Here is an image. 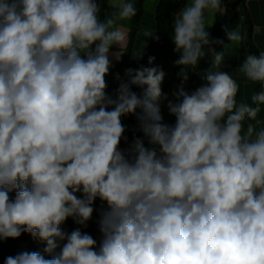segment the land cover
Returning <instances> with one entry per match:
<instances>
[{
    "label": "clouds",
    "instance_id": "obj_1",
    "mask_svg": "<svg viewBox=\"0 0 264 264\" xmlns=\"http://www.w3.org/2000/svg\"><path fill=\"white\" fill-rule=\"evenodd\" d=\"M101 2L0 0V240L28 233L51 256L22 251L5 264H264V51L238 68L262 90L238 102L221 66L244 37L224 26L229 43L216 52L222 42L206 29L221 0H188L171 34L181 85L168 124L158 67L126 69L115 98L107 94L112 59L125 53L122 22L137 8L106 0L101 18ZM142 34L135 59L159 40L152 28ZM209 54L212 68L199 73ZM190 71L204 82L191 92ZM128 115L155 147L135 139L121 150ZM97 200L99 244L79 227L62 230L69 218L87 227Z\"/></svg>",
    "mask_w": 264,
    "mask_h": 264
},
{
    "label": "trees",
    "instance_id": "obj_2",
    "mask_svg": "<svg viewBox=\"0 0 264 264\" xmlns=\"http://www.w3.org/2000/svg\"><path fill=\"white\" fill-rule=\"evenodd\" d=\"M143 0L135 1V7L137 5L141 6V2ZM187 0H159L156 4L154 11V24L152 29L157 31V35L159 36V40H154L151 38L147 39V47L144 51V55L142 59H135L132 54L139 50L144 40L141 39L137 46H135V32L139 28V21L141 17V10L137 11V15L131 19L132 25L129 30V36L127 44L125 45L121 60L117 62L114 61L111 69H110V96L115 98V92L119 87L121 82L123 69L127 68H139L140 66L146 67H156L158 64L165 60L169 54L175 49V45L172 40V29L173 24L176 18L177 13L182 9ZM105 4L106 0H102L101 2V18L105 15ZM222 7L224 11L222 13H218L215 17V23L210 30V35L213 40L220 41L222 43H214L211 47L215 50L217 46H224L227 44L228 39L224 32V26H227L229 30L235 29L240 22V14L239 8L242 6L244 8V0H221ZM244 23L247 26V30L251 33V24L248 17H244ZM251 35V34H250ZM248 35V37H250ZM113 49V48H112ZM250 53L254 55H259L260 52L256 49H249ZM154 57V61L151 65L148 63V58ZM212 57L211 55H207L203 60H201L198 65L197 71L199 73H203L208 69L211 63ZM180 67H178L179 69ZM117 74H119L120 79H117ZM204 83L200 79V75L195 72H189V79L184 84V88L186 91H193L195 88ZM132 90L136 92L138 95L141 93V89L133 86ZM256 90L260 91V84L256 85ZM139 112V110H137ZM175 123V117L171 120L170 124ZM122 124L125 127L124 136L127 137V141L122 140L120 144L121 150H127L133 143L135 139H140L143 141L144 146L148 147L149 138L144 135V133L140 130L139 121L137 120L135 115H128L122 117ZM77 195H80L79 193ZM10 196L14 199L15 193H11ZM94 208L96 211L93 213L92 219L88 222L87 227H82L77 225L72 218H69L64 224L61 225L63 231L70 233L72 230L76 228H81V231L87 232L90 234L95 240H97V244L101 239V233L99 231V209L101 208V202L97 200L94 204ZM63 242H61L62 244ZM45 247L44 243L39 241L36 238H33L28 233H23L18 238H8L6 240H0V264H5V260L9 256H15L16 254L22 251H37L41 254L45 255L46 259H50L51 256L43 252V248ZM59 249H57V252Z\"/></svg>",
    "mask_w": 264,
    "mask_h": 264
},
{
    "label": "rangeland",
    "instance_id": "obj_3",
    "mask_svg": "<svg viewBox=\"0 0 264 264\" xmlns=\"http://www.w3.org/2000/svg\"><path fill=\"white\" fill-rule=\"evenodd\" d=\"M135 1H139V0H134ZM159 0H143L141 2V6L137 5V11L141 10L142 14L140 17V21H139V28L138 30L135 32V46H137V44L139 43V41H141V39H143V29L145 28H152L153 24H154V11H155V7L156 4L158 3ZM188 2V0L186 1V3ZM105 13L106 11L110 10L108 9V5L107 3L105 4ZM239 14H240V22L238 24V26L233 29V30H238L239 32H241L240 30H243V46L244 48H246L248 54H252L249 52V49H254L255 47V41L253 40V37H248V35H250V33L247 30V26L244 23V17H245V9L242 8V6H240L239 8ZM124 29L127 33V39H126V44L128 41V36H129V30L131 28L132 25V21H126V22H122ZM212 27L207 28L206 30L208 32H210ZM229 43V41L227 42V44ZM125 44V45H126ZM226 44V45H227ZM240 45V44H239ZM230 46L229 49L226 50L225 54V60L224 63L221 66V70L228 72L230 75L233 76L234 79L237 80V82L240 83H250L253 86V93L254 91V87H256V85H258V83H253L251 81L246 80V78L243 76V74L239 73L238 70H235L236 68L238 69L239 66L241 65V63L243 62V60L245 59L243 53H241V58H239V47L240 46ZM118 47L117 46H113V49H111L112 52L118 51ZM224 50V46H217L215 48L216 52H220ZM227 54H231L234 55L235 57H231V58H227ZM237 54V56H236ZM179 58V53L175 52L174 50L169 54V56L161 61L158 66V68L162 69L165 72V78L164 81L161 85L162 87V91L164 94L167 95V99L166 100H162L161 101V114L164 118V122L170 124L171 120L173 119V116L169 113L167 104L169 100L175 101V97L173 95L174 92H176L180 85H181V78L178 75V73L181 71V69H178V66L175 65V61ZM115 59H112V65L114 63ZM239 64V65H238ZM212 65L210 63L208 69H211ZM126 69H128L127 67H125L123 69V73H122V78L121 81H126L127 80V76L125 75ZM214 70V69H213ZM110 77V73L109 75L106 77V81H107V85H110L109 82V78ZM121 83V82H120ZM256 89V88H255ZM107 94L110 95V88L106 89ZM116 94V92H115ZM151 147H155L153 145H151L150 143H148V148Z\"/></svg>",
    "mask_w": 264,
    "mask_h": 264
},
{
    "label": "crops",
    "instance_id": "obj_4",
    "mask_svg": "<svg viewBox=\"0 0 264 264\" xmlns=\"http://www.w3.org/2000/svg\"><path fill=\"white\" fill-rule=\"evenodd\" d=\"M244 9H245L246 17H248L251 24L250 38L253 37V40L256 43L255 44L256 48L254 49L258 50L259 52H262L264 51V0H244ZM240 31H241L240 34L243 36V30L241 29ZM242 42L239 45L240 46L239 58H241V53H243L244 57L249 55L246 48H244V46L242 45L243 44ZM232 56L235 57L234 55ZM232 56L231 54H227V58H231ZM235 70L238 69L236 68ZM239 86H240L239 92L236 97L237 101L238 102L245 101L251 104L252 103L251 95L253 94V86L250 83H240ZM255 88L256 87H254V91L258 92ZM261 109H262L261 112L257 116V120L261 121V125H264V106H261ZM251 122L252 121L246 122L245 127L247 126V123H251Z\"/></svg>",
    "mask_w": 264,
    "mask_h": 264
},
{
    "label": "water",
    "instance_id": "obj_5",
    "mask_svg": "<svg viewBox=\"0 0 264 264\" xmlns=\"http://www.w3.org/2000/svg\"><path fill=\"white\" fill-rule=\"evenodd\" d=\"M107 88H110V85L109 84L107 85Z\"/></svg>",
    "mask_w": 264,
    "mask_h": 264
},
{
    "label": "built area",
    "instance_id": "obj_6",
    "mask_svg": "<svg viewBox=\"0 0 264 264\" xmlns=\"http://www.w3.org/2000/svg\"><path fill=\"white\" fill-rule=\"evenodd\" d=\"M262 90V88H261V85H260V91Z\"/></svg>",
    "mask_w": 264,
    "mask_h": 264
}]
</instances>
